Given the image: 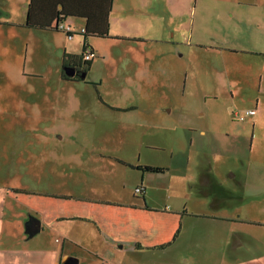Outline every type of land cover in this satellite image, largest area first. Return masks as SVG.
Segmentation results:
<instances>
[{"label":"crops","instance_id":"crops-1","mask_svg":"<svg viewBox=\"0 0 264 264\" xmlns=\"http://www.w3.org/2000/svg\"><path fill=\"white\" fill-rule=\"evenodd\" d=\"M246 2L253 7L248 13L261 9L258 0ZM27 3L0 0V56L2 37L12 48L21 41V62L32 39L50 31L23 26ZM203 5L113 0L111 37L87 41L94 56L81 85L91 84L98 110L81 133L91 140L68 146L46 137L41 150L27 149L25 157L11 144L10 161L0 143V165L13 166L16 175L15 165L26 164L24 178L0 181V264H66L71 257L78 264H264V61L252 68L250 81L236 76L237 69L218 85L205 67L206 78L196 79L195 48L203 44L195 39L194 20L196 7L205 13ZM72 18L64 25L81 31L84 19ZM263 19L264 12L245 15L229 28L264 27ZM257 31L237 48L217 47L264 56V28ZM64 35L54 44L59 64L64 53L80 54ZM60 71V80L73 81ZM223 90L249 99L237 111L255 113L238 123L230 119L232 108L214 122L208 111H194L195 94L210 99ZM147 120L158 124V141L151 140ZM134 127L140 134H127ZM119 130L126 132L122 139L113 135ZM143 165L164 170L142 171ZM29 216L40 222L31 237Z\"/></svg>","mask_w":264,"mask_h":264},{"label":"rangeland","instance_id":"rangeland-1","mask_svg":"<svg viewBox=\"0 0 264 264\" xmlns=\"http://www.w3.org/2000/svg\"><path fill=\"white\" fill-rule=\"evenodd\" d=\"M246 1L248 0H196V5L200 2L205 3L201 6L205 8V13L200 16L196 7L194 20L195 39L203 44V46L195 48L196 79L206 78L203 74L205 67L209 79L213 78L218 85L222 84L225 74L233 76L237 69H242V71H239L236 76H241L243 80L250 81L252 79V68L258 66V62L264 61L263 55L256 57L240 52L231 54L229 48L227 51L220 53L221 50L217 47L220 43H223L227 47L237 48L242 38L250 39L255 29L258 30L257 32L263 30L264 27L261 25L255 27L254 24L249 25V23L244 24V26L240 24L242 26L240 31L237 30L238 27H233L232 30L229 28L232 23L237 24V20L245 15L251 16L253 13L261 15L264 12V0H258L261 9L253 13H248L251 11L249 9H253L252 6L242 4ZM231 12L234 13L233 18L228 17ZM217 16H220L221 20H217ZM202 23L205 27L204 32L200 29ZM262 23L264 25V19ZM250 30L254 32H250ZM71 33H74L72 29ZM64 34L63 31L58 30L41 32L32 39L34 44L32 43L33 46L29 49L27 59H22L21 62L17 61L18 54L21 55V58L22 56L25 57L24 52L22 54L21 41L16 42V47L12 48L10 44L9 46L6 45L5 39L2 37L3 50L0 56V143L4 145L3 152L6 161H10L12 157L9 148L11 144L12 147L16 146L20 149L18 150V157H25L27 149L30 150L33 147L35 151L41 150V143L46 137H50L52 141H61L68 146L91 140V134L88 131L81 133V126L91 127V114H95L98 110L95 106L96 101L92 99L94 93L91 84L84 87L81 85L83 80H80L79 83L74 82V80L67 83L60 80L58 73H56L61 68V64L56 59L60 50L54 44L61 41V36ZM94 38L96 37H87V41L98 40ZM99 39L106 40L109 37H99ZM97 42L103 46L109 44L107 41ZM67 43L75 45L78 53H81V35L72 34ZM182 89L183 86L179 91L181 92ZM245 93L252 95L250 90L245 91ZM247 100H249L247 97L245 100H241L240 97L233 96L223 90L218 96H212L210 99H204L201 94H195L193 107L197 113L208 111V120L214 122L218 115L221 117L230 108H232V111L239 110L238 108L245 105L248 102ZM188 103L190 104V102ZM231 112L230 119L232 121L238 123L245 121V119H232L234 116ZM182 115H179L178 119H181ZM146 128L149 133H154L151 140H155V138L157 140L158 124L153 120H147ZM61 132H64L62 138L59 137ZM125 133L119 130L118 133L113 135L122 139L121 135ZM127 134L139 135L140 129L134 127ZM138 149L136 148V150ZM120 150L121 152L124 151L123 149ZM125 154L126 152L124 153L126 157ZM12 167L8 164L0 165L1 182L6 181L9 183L11 179L19 180L21 175L24 178L22 172L26 169L25 159L15 165L20 171L18 174L14 175L15 173H12Z\"/></svg>","mask_w":264,"mask_h":264},{"label":"trees","instance_id":"trees-1","mask_svg":"<svg viewBox=\"0 0 264 264\" xmlns=\"http://www.w3.org/2000/svg\"><path fill=\"white\" fill-rule=\"evenodd\" d=\"M113 0H28L26 16L23 26L35 30H58L65 21L72 17L84 19L83 29L79 32L65 34H79L82 36V51L79 55L63 54L60 76L66 80H85L82 73L90 67L93 50L87 42V37H111L109 34V12ZM67 25V24H66ZM89 50L91 57L86 59ZM68 64L76 68L77 73L67 76L64 67ZM246 119V118H245ZM142 171L162 172L164 168L149 165L139 167ZM18 191V189H17ZM142 193V189L140 191Z\"/></svg>","mask_w":264,"mask_h":264},{"label":"water","instance_id":"water-1","mask_svg":"<svg viewBox=\"0 0 264 264\" xmlns=\"http://www.w3.org/2000/svg\"><path fill=\"white\" fill-rule=\"evenodd\" d=\"M64 72L67 76H73L75 74L74 68H69V66L64 67ZM81 76H85V73H82ZM39 227V220L34 216H29L28 220L25 222V233L27 236L31 237L39 230ZM66 264H78V261L76 258L71 257Z\"/></svg>","mask_w":264,"mask_h":264},{"label":"built area","instance_id":"built-area-1","mask_svg":"<svg viewBox=\"0 0 264 264\" xmlns=\"http://www.w3.org/2000/svg\"><path fill=\"white\" fill-rule=\"evenodd\" d=\"M60 28L63 29L65 32H69L70 33V27L69 26L61 25ZM70 36H72V34L68 35V37H70ZM86 52H87V54L85 55V58L88 59V58L91 57V54H90L89 50H87ZM254 113H255V109H246L243 112H239V111L236 110V111L233 112V116H234V118H237L238 120H244L246 117H248V116H250V115H252ZM135 191H136V193H140L141 188L137 187L135 189ZM102 264H114V263H112L109 260H103Z\"/></svg>","mask_w":264,"mask_h":264},{"label":"flooded vegetation","instance_id":"flooded-vegetation-1","mask_svg":"<svg viewBox=\"0 0 264 264\" xmlns=\"http://www.w3.org/2000/svg\"><path fill=\"white\" fill-rule=\"evenodd\" d=\"M68 66H69V68H74V67H72V65H70V64H68L67 67H68ZM74 70H75V73H77L76 68H74Z\"/></svg>","mask_w":264,"mask_h":264}]
</instances>
